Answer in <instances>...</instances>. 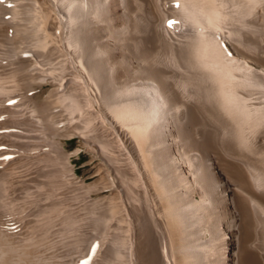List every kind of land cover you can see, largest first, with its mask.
<instances>
[{
	"label": "bare ground",
	"instance_id": "1",
	"mask_svg": "<svg viewBox=\"0 0 264 264\" xmlns=\"http://www.w3.org/2000/svg\"><path fill=\"white\" fill-rule=\"evenodd\" d=\"M5 37L31 52L72 53L59 91L46 96L38 91L55 82L49 67L0 53V264H62L55 241L41 250L55 217L64 245L89 253V264H106L108 253L113 264H264V78L249 61L264 65V0H0ZM50 103L77 124L54 126ZM43 127L55 155L38 152ZM72 135L107 159L104 179L76 177L62 141ZM54 165L89 212L102 189L101 212L127 207V237L114 233L99 258L78 207L60 211L54 192L37 198L59 174ZM31 214L38 219L16 243L12 224Z\"/></svg>",
	"mask_w": 264,
	"mask_h": 264
},
{
	"label": "rangeland",
	"instance_id": "2",
	"mask_svg": "<svg viewBox=\"0 0 264 264\" xmlns=\"http://www.w3.org/2000/svg\"><path fill=\"white\" fill-rule=\"evenodd\" d=\"M173 21V17H169V18H167L166 19V22H165V25H168V23H170V22H172ZM1 37H4V36H1ZM16 39V40H15ZM15 39L13 38V37H5L4 39L3 38H0V53H19V54H27V55H32V57H33V66L35 67V68H37V69H44V70H42V71H46L47 70V68H48V72H50V70H51V72H50V75L49 76H55L54 78H55V80H53V81H55V82H50L51 80H50V78L49 79H46V81L45 82H43L42 83V87L40 88L41 90H39L38 92H39V94H42L43 96H46L50 91L51 92H53V93H55V92H58L59 91V87H61L62 85H60L61 83L60 82H62V78L60 77L61 76V74L63 75V76H67V73L65 74L64 72H66V71H68L69 70V63L68 62H65L66 61V57H68L69 55H70V53H72V52H69L68 51V48H61L60 50L62 51V52H58L59 53V55H58V53L56 52H54L55 50H47V51H45V52H43L42 54H41V51L42 50H44V49H41V51L39 52H36L39 56H36L37 54L35 53V52H31L32 50L30 49V47L29 46H27V44L25 43V45H24V43H22L23 41H21V40H19L17 37H15ZM57 43H59L60 44V42L59 41H56V45H58ZM263 44H264V41L262 42ZM55 44V43H54ZM25 46H26V48H25ZM59 46V45H58ZM22 47V48H21ZM64 49H66L67 51H68V53H65L66 52V50H64ZM31 50V51H30ZM46 50V49H45ZM28 51V52H27ZM30 51V52H29ZM53 52H54V54H53ZM47 53V54H46ZM67 54V55H65V54ZM162 53V55H163V57H165L166 56V52H161ZM53 54V55H52ZM57 54V55H56ZM165 54V55H164ZM36 56V57H35ZM58 56V57H57ZM65 56V57H64ZM34 57H35V59L37 58V60H35L34 59ZM41 57V58H40ZM45 57V58H44ZM50 57V58H49ZM52 57H54V58H52ZM51 59V60H50ZM63 59H65V60H63ZM39 60V61H38ZM44 60V61H43ZM61 60H63L65 63H66V65L64 64V62L62 61L61 62ZM252 60V61H251ZM39 62L40 64H37V62ZM47 61V62H46ZM249 61H250V65L254 68V69H256V71H258L259 72V74L260 73H262V77L264 78V65H263V63H259L258 61H256V59H249ZM34 62H36V63H34ZM58 63H59V65H58ZM252 63V64H251ZM42 64V65H41ZM62 64V65H61ZM37 67H36V66ZM44 65V66H43ZM2 66V65H1ZM0 66V68H3V66L1 67ZM57 66V67H56ZM59 66H61V67H59ZM260 66V67H259ZM263 68H262V67ZM53 67V68H52ZM55 67V68H54ZM63 67H64V72H61V70L63 69ZM4 68H6V65H4ZM56 69V70H52V69ZM58 68H60V70L58 69ZM62 68V69H61ZM68 68V69H67ZM39 69V70H40ZM66 69V70H65ZM263 69V70H262ZM58 70V71H57ZM59 75V76H58ZM52 76V77H53ZM59 77V78H57V77ZM132 75H130V76H127L126 77V79H125V81H127L128 83H135L136 81L138 82V81H140V79L141 78H139V77H136L135 75H133L132 77H131ZM260 76H261V74H260ZM132 78V79H131ZM135 78H136V80H135ZM139 78V79H138ZM58 80V81H57ZM129 80V81H128ZM60 83V84H59ZM58 84L60 85V86H58ZM56 88V89H55ZM55 89V91H53ZM21 90H23V89H20V91ZM44 92V93H43ZM53 105H55L54 107H53ZM60 104H58L57 103V105L55 104V103H50L49 104V108H48V110H50V114L52 115L51 116V119H53L52 121H53V125L54 126H60V127H62V126H64V125H67V124H69V120L73 123H70L69 125H71V126H75L77 123V115L75 114V115H73V114H71L72 115V117H71V115H70V117H71V119H70V117L68 116V117H66V111H65V113L63 114L62 112H64V110H62L63 108L61 107V105H60V107H57V106H59ZM24 106H20L18 109H21V108H23ZM55 108V109H54ZM51 109H53V110H51ZM60 109V110H59ZM84 109H85V111L86 112H88V110H86V109H88V108H86V107H83V113L82 114H85L86 112L84 111ZM62 111V112H61ZM85 112V113H84ZM63 114V116H62V114ZM54 115V116H53ZM60 115V116H59ZM54 118H56L55 120H57V118H58V120L57 121H54ZM63 118H65V119H63ZM69 118V119H68ZM66 119H68V120H66ZM98 120H99V118H97ZM96 119V120H97ZM65 120L66 121H68V123H66L65 122ZM61 122H63V123H61ZM57 123H60V124H57ZM40 128V127H39ZM44 129H42L41 131H39L37 134L38 135H40V137H41V142H43L44 143V146L42 147V149H39L38 150V152H40V153H43V152H52V151H55V144H54V142H53V139H49L48 138V136H47V130H45V127H43ZM52 130H53V128H52ZM50 131H51V129H50ZM42 134V135H41ZM43 134H45V135H43ZM89 139V138H88ZM48 141V142H47ZM63 141V151L65 152V153H67V154H70V166L73 168V170L75 171V174H76V177L78 178V179H84L85 181H86V183H90V182H93L94 180H96V179H98L99 177L102 179H104V175H103V172H104V169L103 168H106L107 166H109V162L107 161V159L106 158H104V156L103 155H101V153L98 151L99 149H94V148H97V146H96V144L92 141V139H89L88 140V142L86 141V139H85V141L83 142V138H80V137H78L77 135H72V136H70V137H68V138H66V139H63L62 140ZM90 142H92L91 144H90ZM86 145H85V144ZM89 143V144H88ZM84 144V145H83ZM94 144H95V146H94ZM82 145V146H81ZM92 145V146H91ZM90 147V148H89ZM91 147H92V149H94V150H92L91 149ZM89 149V150H88ZM51 150V151H50ZM78 150V151H77ZM77 151V152H76ZM73 152H76V153H73ZM73 153V154H72ZM93 153V154H92ZM100 153V154H99ZM115 153H117L116 151H115ZM51 154H53V155H55V152H52ZM95 154V155H94ZM100 156H99V155ZM94 156H96V157H94ZM101 156L103 157V158H101ZM107 162V163H106ZM106 163V164H105ZM59 166V168L60 169H62L61 167H62V165L60 164V165H58ZM55 167H57L56 165H54L53 167H52V169L53 170H55V172H58L57 171V168H55ZM59 168H58V170H59ZM102 168V170H100ZM107 169H108V167H107ZM101 171V172H100ZM59 174L55 177V179H54V181H52V182H50V183H48V182H45L46 183V186H44L42 189H34V191H36L37 193H36V195H37V198H38V196H44V194H46L45 192H47V193H52V192H54L55 194L53 195V194H51V198H53L52 199V201H54L53 203H55V202H57V204H58V200L60 199V202L62 201V203H65V204H63L62 205V203L60 204V207H58V205L57 204H54V205H56L58 208H59V210L60 211H62V210H67V209H70V208H76L77 209V207H78V210L80 211V213L86 218V220H88V221H90V223L89 222H87V224L85 223L84 225H83V227H84V230H86V229H91L90 231H85V234H86V236L87 237H92V238H89L88 239V242H90L89 243V252H92V254L93 253H95V254H97L98 255V258L101 256V255H103V251L108 247L107 245H110L111 243L110 242H107V241H113V239L115 238V239H117L118 237H122L121 235L123 234L124 236V238H126L127 236V234H128V230L126 231L125 230V227L127 226V223H126V219H124L123 217H125V215L127 216L126 218L128 219V211H127V207H126V204H127V202H128V198H127V196H125V195H123L122 194V196L120 197V202L124 205V207H126L125 209H120V210H118V212L116 213V212H114L113 214H111V215H107V213H105L104 212V210H102V212H101V207H102V209H103V207H104V205H105V200H106V196L107 195H109L110 194V191L108 190V189H102V190H99V191H97V192H93L92 194H91V197H92V199H96V200H98V201H96L95 200V202H94V206H93V208H92V210L93 211H95V212H89L90 210H89V208H91L90 206L88 207V205L90 204V202H87V203H84V201L83 200H81V196L76 192V190H74L73 188H75L74 186H73V184H69L68 182H67V180H66V176H64L65 175V173L64 172H58ZM102 173V174H101ZM113 173L112 172H110V175H112ZM129 174H130V172H129ZM57 177H59V178H57ZM39 179H41L42 181L45 179H43L42 177H40ZM44 181H46V180H44ZM64 182H66V183H64ZM48 184V185H47ZM49 185H50V187H49ZM57 185V186H56ZM43 191V192H42ZM22 195V194H21ZM77 195V196H76ZM72 196H75V198L74 199H71L70 197H72ZM2 197H5V196H2ZM124 197V198H123ZM57 198V199H56ZM100 198V199H99ZM55 199V200H54ZM78 199V200H77ZM122 199V200H121ZM101 201V203H100V201ZM64 201V202H63ZM66 201V202H65ZM104 201V202H103ZM126 201V202H125ZM41 202H44L43 200L41 201ZM70 202V203H69ZM80 202V203H79ZM98 203V204H97ZM68 205V206H67ZM85 205H87V206H85ZM66 206V207H65ZM101 206V207H100ZM82 207H84L83 209H81ZM87 207H88V209H87ZM99 207V208H98ZM97 209H98V211L100 210V213H98V211H97ZM89 210V211H88ZM122 210V211H121ZM126 210V211H125ZM97 211V212H96ZM88 212V213H87ZM104 212V213H103ZM126 212V213H125ZM87 213V214H86ZM93 213V214H92ZM94 213H96V214H94ZM119 213V215H117ZM98 214V216H96ZM105 216H104V215ZM33 214H31V215H28V217H22L21 219H23V221L21 220V219H19V220H16L15 221V225L14 224H12L13 226H11L12 228H13V230H12V228L10 229V231L9 232H12L13 231V236H12V238L15 240V242L16 243H18V242H22L25 238H27L26 236H28L29 235V231H30V228L29 227H31L34 223H35V220H37L38 219V217H36L35 215H34V217L32 216ZM31 216V217H30ZM87 216V217H86ZM103 216V217H102ZM117 216V217H116ZM17 217H20L19 215L17 216ZM95 217H98V218H95ZM100 217V218H99ZM101 217H102V220H101ZM107 217V218H106ZM111 217H113L114 218V220H113V218H111ZM115 217H116V219H115ZM26 220H25V219ZM33 218V219H32ZM91 218H92V220H91ZM103 218H105L106 220L107 219H109L108 221H106V220H104ZM110 218H111V220H110ZM121 218H123V219H121ZM55 220L56 219H58L57 217H55L54 218ZM97 219V221H98V219H99V221L101 222V224H100V222H99V224L97 223V221H95ZM54 220V224H53V226H52V229H51V233L50 234H48L49 235V237L48 238H46L45 240H44V246L42 245L41 246V250H43V249H46V246H48V247H50L51 245V243H53L54 241V244H55V246H53L52 247V253H55L54 254V260L55 261H58V262H60V263H62V264H72V262H74L75 261V263L76 264H89V261H92L94 258H92V257H89L88 255H89V253H88V255L87 254H84V251H77V250H75V249H73V248H71L70 246H68V245H64L65 244V239H67V237H66V233H65V230H63V225L61 224V221H60V219H58V220H56L55 221ZM113 220V221H112ZM117 222H116V221ZM125 222H124V221ZM20 221H22V223L20 222ZM30 221V222H29ZM32 221V222H31ZM95 221V222H94ZM109 221H110V225L108 224L109 223ZM29 222V223H28ZM93 222V223H92ZM108 222V223H107ZM17 223H19L18 225H17ZM25 223V224H24ZM28 225H27V224ZM89 223V224H88ZM94 223H95V226H94ZM120 224V226L117 228L116 227V225L117 224ZM91 224V225H90ZM121 224H123V227H124V224H125V227L122 229V225ZM20 225V226H19ZM23 225V226H22ZM31 225V226H30ZM86 225V226H85ZM98 225V226H97ZM109 225V226H108ZM113 225L115 226V227H113ZM28 226V227H27ZM90 226V227H89ZM87 227V228H86ZM92 227H94L95 228V231H93V229L94 228H92ZM109 227V228H108ZM121 227V228H120ZM96 228L98 229V230H96ZM18 229H19V231H18ZM23 231H22V230ZM112 229V230H111ZM122 230L124 233H122V231H120L119 232V230ZM12 230V231H11ZM113 230L114 231H116V232H113ZM118 230V231H117ZM15 231H16V233H15ZM26 231V232H25ZM60 231V232H59ZM64 231V232H63ZM20 232H21V234H20ZM24 232V233H23ZM59 232V233H58ZM89 232H90V234H89ZM112 232V233H111ZM58 233V234H57ZM62 233H64V234H62ZM110 233V234H109ZM114 233H118L117 234V236L118 235H120V236H116V234H114ZM18 234H20V235H18ZM23 234V235H22ZM26 234V235H25ZM28 234V235H27ZM55 234V235H54ZM89 234V235H88ZM93 234V235H92ZM92 235V236H91ZM115 237H114V236ZM17 236V237H16ZM126 236V237H125ZM62 237V238H61ZM63 237H65L64 239H63ZM17 238V239H16ZM19 238V239H18ZM22 238V239H21ZM51 238V239H50ZM106 238V239H105ZM111 238V239H110ZM56 239V240H55ZM114 239V240H115ZM19 240V241H18ZM52 240V241H51ZM58 240V241H57ZM63 240H64V242H63ZM50 241V242H49ZM60 241H61V244H60ZM47 242H49V243H47ZM109 243V244H108ZM58 244V245H57ZM84 245H85V243H84ZM96 246V247H95ZM123 247V246H122ZM58 248V249H57ZM125 247H123V249H124ZM59 252V253H58ZM82 252V253H81ZM81 253V254H80ZM60 254V255H59ZM55 255H57V256H55ZM80 255H81V257H80ZM107 255V256H106ZM108 255H110V256H108ZM87 256V257H86ZM108 259V260H106V259ZM63 259V260H62ZM83 259V260H82ZM92 259V260H91ZM96 259V258H95ZM115 260V257H114V255L112 254V253H108V254H104V256H103V258H102V260L104 261V263H106V264H113V262H114V260ZM60 260V261H59ZM107 261V262H106ZM111 261V262H110Z\"/></svg>",
	"mask_w": 264,
	"mask_h": 264
}]
</instances>
